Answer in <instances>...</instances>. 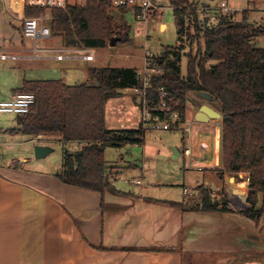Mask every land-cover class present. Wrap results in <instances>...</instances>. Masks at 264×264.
<instances>
[{
    "label": "crops",
    "instance_id": "crops-1",
    "mask_svg": "<svg viewBox=\"0 0 264 264\" xmlns=\"http://www.w3.org/2000/svg\"><path fill=\"white\" fill-rule=\"evenodd\" d=\"M6 3L9 13L2 8L1 16L5 12L23 21L24 0H5ZM125 17L128 26L130 17L139 20L129 11ZM162 27L166 25L162 23ZM19 31L22 33V25ZM22 43L17 46L6 40L5 48L0 47V61L10 62L0 64V81H5L3 87L0 85V102L12 99L30 81L61 80L69 86L91 82L93 67L86 64L97 59L95 49L94 60L88 61L84 59L83 48L39 47L37 41L28 45L25 40ZM3 54L8 58L2 59ZM60 54L65 59L59 60ZM151 61L152 57L146 55L142 72ZM47 63L55 70L53 79L27 75L30 67L41 68ZM7 69L16 73L10 82L7 77H1ZM125 95L138 105L134 117L137 126L130 125L133 117L127 113L121 112L114 119L106 111L109 130L140 128V98L127 90L121 96ZM216 101L214 98L210 102ZM208 103L204 100L199 103L197 112L201 106L208 105L222 115V106L218 109ZM197 112L192 120L193 153H198V139L203 133L210 148L205 162L198 158L190 166L184 155V134L172 140L146 135L140 145L106 148L110 185L103 192L64 183L59 177L63 161L53 167L51 162H46L51 153L37 159L34 149L38 136L22 132L19 116L6 114L10 116L8 125H0V264H264V213L255 221L236 209L229 213L205 212L186 205L184 187L225 192L241 203L243 196L235 195L233 190L246 194L244 191L250 182L247 173L220 175L225 171L223 119L198 122ZM187 120L191 121L188 106ZM41 136L56 141L63 138L59 133ZM164 139L171 145L165 144ZM157 141L161 144H156ZM73 143L79 144L75 151L81 148L79 142ZM15 144L24 148L10 152ZM6 145L9 148L5 149ZM111 148H115L116 156L121 152L119 160L109 161L107 155ZM122 151L128 152L127 158ZM170 157L174 163L169 167L165 159ZM195 170L217 175L218 187H208L198 181H195L197 187L192 186L195 178L191 173Z\"/></svg>",
    "mask_w": 264,
    "mask_h": 264
},
{
    "label": "trees",
    "instance_id": "trees-1",
    "mask_svg": "<svg viewBox=\"0 0 264 264\" xmlns=\"http://www.w3.org/2000/svg\"><path fill=\"white\" fill-rule=\"evenodd\" d=\"M172 5L180 44L168 46L160 57H153V64L163 75L152 77L148 104L159 105L157 89L164 87L169 111L162 115L170 119L178 113L182 123L186 122L189 93L207 92L222 104L225 171L220 175L249 174V207L237 211L259 221L264 213V46H258L256 40L264 38V24L248 22L249 13L244 10L241 20L221 14L217 24L210 25V18L201 19L189 0H172ZM126 12L114 8L111 0H87L83 6L71 4L54 10L49 26L52 36H60L65 47L104 48L114 37L128 40L130 26L125 34L117 32L115 26L118 18L124 21ZM39 13L25 11L27 17ZM186 43L189 52H185ZM184 57L188 59L186 75L182 71ZM90 80L76 86L61 80L26 82L19 93H34L37 101L19 118L27 135L59 133L63 143L79 142V150H65L59 177L64 183L103 192L110 185L106 148L140 145L146 136L140 128L109 130L106 104L125 90L141 87L143 75L137 68L93 67ZM198 189L201 204L190 209L235 211L225 193L217 198L209 189Z\"/></svg>",
    "mask_w": 264,
    "mask_h": 264
},
{
    "label": "rangeland",
    "instance_id": "rangeland-1",
    "mask_svg": "<svg viewBox=\"0 0 264 264\" xmlns=\"http://www.w3.org/2000/svg\"><path fill=\"white\" fill-rule=\"evenodd\" d=\"M75 3V1L71 0ZM156 5H158V9H155L151 16L147 20L139 19L136 21L130 17L129 25L131 26V31L129 32V38L127 41H119L115 46H112L109 42L107 47L95 49V53H97V59L95 62H90L87 65L91 67H127V68H137L140 72H142L146 55L152 57H160L161 54L164 52L165 48L168 46H178L179 39H178V28L175 21L174 16V7L172 5V0H154ZM190 3L194 7L199 10V16L201 19L210 18L211 25L218 22V17L224 13L222 9L223 0H189ZM73 3V4H74ZM229 6L233 9L230 14H232L234 20H241L243 16L244 10H248V17L247 20L250 23H255L258 25L264 24V0H229ZM4 8L7 9V3L5 4V0H0V47L1 49L5 48V41L9 40L12 42V45L16 44L22 45V41L28 45H33V42L36 41L31 38H26L19 29L21 25L23 26V21H17L15 18H11L8 13L4 12V16H1V10ZM206 8L211 9V11H205ZM207 10V9H206ZM117 12V11H116ZM5 19V22L3 21ZM116 31L125 34L127 31V25H125L124 21L120 20L119 18L116 20ZM162 23L166 25V28L162 27ZM209 23V24H210ZM39 47H49V48H59L63 44V40L60 36H52L51 38H41L37 40ZM258 46H264V38H258L256 40ZM186 51H190V46L186 43ZM85 49V48H83ZM152 54V55H151ZM152 62V61H151ZM10 62H1L2 65H8ZM154 63V62H152ZM38 64V63H34ZM43 67L37 68L35 65L30 67L27 75L29 77H33L34 74H38L36 76L38 79H53L56 77L55 70L51 69L49 63L42 65ZM147 66V64H146ZM145 66V67H146ZM188 70V59L184 57L182 60V71L184 75L187 74ZM144 72V71H143ZM142 72V73H143ZM16 76V73L11 72L9 69L2 72L1 77H7V81L10 82L11 79L13 80ZM5 81L1 80L0 85L3 87ZM131 89L127 90L129 94L134 95L130 92ZM135 96V95H134ZM203 101L202 98L199 97L198 93H189L187 99V106H188V115L191 120L194 119V114L198 110L199 103ZM217 103L209 102L211 106L215 108L221 109L222 104L219 101ZM137 104L134 103L132 98L129 95L119 96L115 98H111L106 105L107 116L109 115L111 118L116 119L121 112L127 113L128 115L133 117V123L130 125L137 126L136 119H134L135 114L137 115ZM140 117V115H139ZM10 119L9 115L3 114L0 112V125L7 124ZM139 119V118H138ZM130 129V128H128ZM153 134V135H151ZM182 130H172V131H159V130H152L148 131L146 135L153 136H165L167 139L172 140V138H180L183 135ZM52 136V135H51ZM152 137L148 140H151ZM38 137L35 138V140ZM47 138V137H45ZM53 138L57 139L58 137L53 136ZM168 143H171L167 140ZM165 144V139L163 140ZM37 145H45L42 141H38ZM156 144H161L160 141H157ZM50 146L54 149V151L48 156L49 161L51 162L53 167L60 166L62 164L65 150H69L74 152L76 147L79 146L77 143L69 142L63 143L62 141H54L49 143ZM171 145V144H167ZM34 146V145H32ZM5 149L9 148L7 145L4 146ZM24 146L15 144L13 149L10 150L13 152H20ZM4 149V150H5ZM137 149V148H136ZM8 151V150H7ZM124 157H128V152L122 151ZM108 159L109 161H116L119 160L121 157L120 154L116 156L115 148H111L108 151ZM138 156V155H137ZM130 160V159H128ZM167 163L169 167L171 163H174L172 157L167 158ZM45 162V161H44ZM161 162V161H159ZM38 164V163H37ZM166 164V162H165ZM191 176L195 179L192 181L194 187H197V182L203 183L208 187H215L216 180L218 181V176L214 175L210 171H192ZM218 187V186H217ZM216 188V187H215ZM245 188V187H244ZM197 190V191H196ZM195 195L192 198H186L185 202L188 207L193 206L195 204H201V190L196 188ZM246 194L249 195V191H244ZM225 193V192H223ZM226 194V193H225ZM224 195V194H223ZM228 200L230 201V206L236 210H242L239 208L241 206L240 202H236L234 198L231 199L230 195L226 194ZM217 198H223L222 194L217 196Z\"/></svg>",
    "mask_w": 264,
    "mask_h": 264
},
{
    "label": "built area",
    "instance_id": "built-area-1",
    "mask_svg": "<svg viewBox=\"0 0 264 264\" xmlns=\"http://www.w3.org/2000/svg\"><path fill=\"white\" fill-rule=\"evenodd\" d=\"M24 0V7L30 10H37L40 13L38 15H34L31 17L24 16L23 18V26L22 33L26 38H31L34 40H38L41 38H51V28L49 26V21L51 20V13L57 9H64L68 5L77 4L79 6L86 5L87 0ZM113 7L116 9H126L129 12H133L139 19L147 20L152 12L155 9H158V5H156L154 0H111ZM228 0H223L222 9L224 11L223 14H230L232 9L227 4ZM84 59L88 61L94 60L93 49H84ZM150 55V54H147ZM8 56L6 54L2 55V59H7ZM59 60L65 59V57L60 54L57 56ZM143 75V85L138 88L131 89L130 92L135 96L141 98V124L140 129L144 132L159 130V131H172V130H182L186 144L184 148V155L187 157L190 166L196 162L198 158L201 161H206V153L210 149L205 136L202 133L199 135L198 139V153L195 155L193 153V124L194 121H186L180 122V118L178 113H173L171 118L163 117V113L168 112L167 106V90L164 87H160L157 89L159 93L160 103L156 107H151L148 104L147 96L149 90L152 89L150 85V81L154 76L163 75V71L156 64L152 62H148L147 66L142 73ZM37 98L34 93L30 92H21L16 94L10 100H3L0 102V112L3 114H12L17 116L26 115L30 112L33 105L36 104ZM42 141L43 143L54 142L55 140L50 138H45L44 136H39L36 140ZM140 183V182H139ZM196 189H192L190 187H184V197L192 198L195 195ZM197 191V190H196ZM210 194L213 197H217L221 192H215L209 189ZM223 196V194H222ZM242 204V202H241Z\"/></svg>",
    "mask_w": 264,
    "mask_h": 264
},
{
    "label": "water",
    "instance_id": "water-1",
    "mask_svg": "<svg viewBox=\"0 0 264 264\" xmlns=\"http://www.w3.org/2000/svg\"><path fill=\"white\" fill-rule=\"evenodd\" d=\"M120 41V38L114 37L111 41V45L115 46ZM199 97L202 98L206 102H210L214 99V97L207 93V92H199ZM141 101V98H140ZM222 115L218 112H216L214 109L209 107L208 105H203L199 109V111L196 114V121L198 122H208L212 119H219ZM35 156L37 159H43L46 156H48L50 153L54 151V149L51 146H43V145H37L35 146ZM78 153H82V151H79ZM235 195H242V204L239 206L241 209H247L249 207V195L244 194L243 192L240 193L237 190H233Z\"/></svg>",
    "mask_w": 264,
    "mask_h": 264
},
{
    "label": "bare ground",
    "instance_id": "bare-ground-1",
    "mask_svg": "<svg viewBox=\"0 0 264 264\" xmlns=\"http://www.w3.org/2000/svg\"><path fill=\"white\" fill-rule=\"evenodd\" d=\"M242 188H244V187H242Z\"/></svg>",
    "mask_w": 264,
    "mask_h": 264
}]
</instances>
